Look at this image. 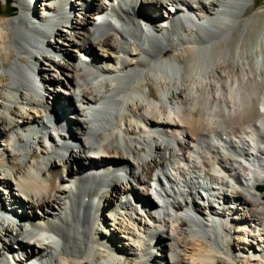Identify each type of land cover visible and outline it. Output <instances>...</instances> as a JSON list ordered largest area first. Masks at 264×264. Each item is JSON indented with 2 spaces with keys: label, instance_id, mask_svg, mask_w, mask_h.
<instances>
[{
  "label": "bare ground",
  "instance_id": "1",
  "mask_svg": "<svg viewBox=\"0 0 264 264\" xmlns=\"http://www.w3.org/2000/svg\"><path fill=\"white\" fill-rule=\"evenodd\" d=\"M7 1L0 264H264L255 0Z\"/></svg>",
  "mask_w": 264,
  "mask_h": 264
},
{
  "label": "rangeland",
  "instance_id": "2",
  "mask_svg": "<svg viewBox=\"0 0 264 264\" xmlns=\"http://www.w3.org/2000/svg\"><path fill=\"white\" fill-rule=\"evenodd\" d=\"M8 5L13 9L9 1H0V7L2 10H5ZM5 17H7V15H0V30H3ZM247 18L250 21V25L248 26V31L245 34V41L250 47L257 39L259 32L264 29V0L254 1V4L248 9ZM243 26L244 23L239 29L234 32L233 44H236L240 40ZM63 30H66L67 32L69 31L68 28H65ZM8 35L9 38L7 39V41L4 39V45L8 46V49L10 51V54L8 56V63H12L15 58H18V54L15 48L12 46L13 34L10 32L8 33ZM10 81L11 76L8 75V73L4 74L2 72V62L0 61V94L2 96L8 93V86ZM4 144L5 145L0 146V170H3L4 168H8V170L11 171H19L20 169L24 170L25 165L19 151L15 152L14 149H12V147L6 142ZM31 160H41V156L39 154H36L34 158L33 156H31ZM258 189L263 190L261 188ZM4 191L5 190H3V192ZM4 196L6 197L7 194H4Z\"/></svg>",
  "mask_w": 264,
  "mask_h": 264
},
{
  "label": "water",
  "instance_id": "3",
  "mask_svg": "<svg viewBox=\"0 0 264 264\" xmlns=\"http://www.w3.org/2000/svg\"><path fill=\"white\" fill-rule=\"evenodd\" d=\"M12 12H13V9L10 8V6L8 5L7 8L5 10H2L1 7H0V15H7V16H10L12 15Z\"/></svg>",
  "mask_w": 264,
  "mask_h": 264
}]
</instances>
